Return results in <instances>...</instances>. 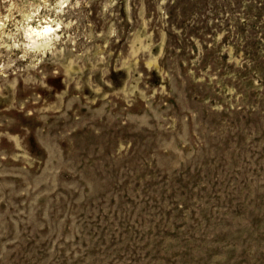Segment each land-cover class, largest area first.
<instances>
[{"label": "rangeland", "instance_id": "rangeland-1", "mask_svg": "<svg viewBox=\"0 0 264 264\" xmlns=\"http://www.w3.org/2000/svg\"><path fill=\"white\" fill-rule=\"evenodd\" d=\"M0 264H264V0H0Z\"/></svg>", "mask_w": 264, "mask_h": 264}, {"label": "bare ground", "instance_id": "bare-ground-1", "mask_svg": "<svg viewBox=\"0 0 264 264\" xmlns=\"http://www.w3.org/2000/svg\"><path fill=\"white\" fill-rule=\"evenodd\" d=\"M51 31H55V30H53L52 26L49 24L40 25L37 27L28 26L27 34H28V38L32 42L34 48H35V46L37 48H38V46L39 47L43 46V48H44V46H47L48 41H50L48 37H49Z\"/></svg>", "mask_w": 264, "mask_h": 264}]
</instances>
